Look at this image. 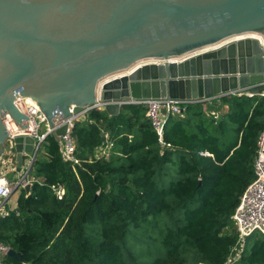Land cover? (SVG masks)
Masks as SVG:
<instances>
[{
  "label": "trees",
  "instance_id": "1",
  "mask_svg": "<svg viewBox=\"0 0 264 264\" xmlns=\"http://www.w3.org/2000/svg\"><path fill=\"white\" fill-rule=\"evenodd\" d=\"M218 101L226 107L219 122L206 103L170 115L164 153L144 105H126L117 117L92 110L78 122L80 166L65 162L49 136L31 194L23 189L17 208L0 216V243L24 260L6 256L4 264H230L239 241L233 216L256 178L264 97ZM106 134L111 155L97 159ZM153 249L156 258L144 262ZM231 264H264V236L248 237Z\"/></svg>",
  "mask_w": 264,
  "mask_h": 264
},
{
  "label": "water",
  "instance_id": "2",
  "mask_svg": "<svg viewBox=\"0 0 264 264\" xmlns=\"http://www.w3.org/2000/svg\"><path fill=\"white\" fill-rule=\"evenodd\" d=\"M243 33L250 35L168 61ZM148 58L164 62L108 78L97 97L103 78ZM245 93H264V0H0V159L6 136L28 128L19 108L29 97L56 123L98 103L192 104ZM121 109L105 111L117 117ZM15 143L22 169L35 140ZM8 256L24 263L12 249Z\"/></svg>",
  "mask_w": 264,
  "mask_h": 264
},
{
  "label": "built area",
  "instance_id": "3",
  "mask_svg": "<svg viewBox=\"0 0 264 264\" xmlns=\"http://www.w3.org/2000/svg\"><path fill=\"white\" fill-rule=\"evenodd\" d=\"M245 95L253 96V94L250 93H245ZM260 96L264 97V93ZM117 103L122 107L126 105H144L147 108V116L158 136L162 153H164L166 149L172 148V145L165 141V127L169 116L177 115L183 117L186 110L183 106L191 104L174 100L153 99L133 102H109L104 105L98 103L94 107H86L80 114H72L66 119L51 123L38 102H32V98L30 97L25 99V108H19V112L27 117L28 128L22 129L18 133L7 135L3 144L4 156L0 159L3 168L0 172V216L6 217L10 214L7 203L19 190L22 191L24 187L31 182V171L34 168L41 148L44 146L49 136H54L59 141L62 158L65 162L71 163L73 166H80L82 161L77 156V145L72 135L76 124L84 121L90 111H105L107 105ZM210 117L218 121L220 119V113H212ZM63 126H67L66 134L63 137L57 136L56 131ZM24 135L33 138L35 140V146L33 153L25 156L23 167L19 169L15 139ZM105 139V145L95 152L97 158H108L111 155L113 143L110 142L108 134L105 135ZM254 168L256 178L246 189L233 216L239 233V241L230 255V264L240 258L248 237L253 233H260L264 236V132L259 139ZM19 170H21V172ZM11 173L17 174V181L14 183L8 180V176ZM57 195L62 198V188H58ZM9 250L10 249L6 245L0 243V264H4V259L8 256ZM235 251H237L236 256L234 255Z\"/></svg>",
  "mask_w": 264,
  "mask_h": 264
},
{
  "label": "rangeland",
  "instance_id": "4",
  "mask_svg": "<svg viewBox=\"0 0 264 264\" xmlns=\"http://www.w3.org/2000/svg\"><path fill=\"white\" fill-rule=\"evenodd\" d=\"M223 42V41H222ZM221 43V42H220ZM219 44V43H218ZM216 45H213V46H210V47H203L204 49H199V50H196V51H191V52H193V53H191V52H187V53H185V54H188V55H192V54H195V53H197V52H202V51H205V50H207V49H211V48H213V47H215ZM174 58H178V57H174ZM155 59V58H154ZM151 60V61H148V62H145V63H153V62H155V61H157V60H160V59H155V60ZM143 62V61H142ZM144 63V64H145ZM140 64H142V63H138V65H140ZM216 102V100H214L213 101V103H215ZM205 111L207 112V113H209L210 115H212V113H215V112H218V113H220V119L218 120V121H216V122H219L221 119H222V117H223V115L225 114V107L223 106V104H222V102L220 101H218L216 104H214V105H209L207 108H205ZM209 115V116H210ZM44 148V146L41 148V151H40V153H39V155L41 154V153H43V149ZM98 153V152H97ZM97 158V157H96ZM97 159H101V158H97ZM0 167H2V165H1V163H0ZM8 180L10 181V182H12V183H14V182H16L17 181V174L16 173H11L9 176H8ZM20 192H21V190H19L11 199H10V201H9V204H8V207L11 209L12 207H14V205L16 204V202H17V200H18V197H19V194H20ZM236 253H237V251H235L234 252V255L236 256ZM162 254V248H161V245H159V255H158V251L156 250V249H153L152 251H150L148 254H146L144 257H143V261L144 262H149V261H153L155 258H156V256L158 255V256H160Z\"/></svg>",
  "mask_w": 264,
  "mask_h": 264
},
{
  "label": "bare ground",
  "instance_id": "5",
  "mask_svg": "<svg viewBox=\"0 0 264 264\" xmlns=\"http://www.w3.org/2000/svg\"><path fill=\"white\" fill-rule=\"evenodd\" d=\"M248 35H250V34H249V33H243V34H240V35L232 36L231 38H227V39L223 40V42L221 41V43L219 42V44H218V43H217V44H214V45H216V46L213 47V48L219 47L220 45L225 44L226 42L231 41L232 39H238V38L245 37V36H248ZM251 35H252L253 37H259V35L256 34V33H253V34H251ZM210 46H213V45H209V46H205V47H210ZM205 47H204V48H205ZM204 48H201V49H204ZM213 48H211V49H213ZM207 50H208V49H207ZM195 51H196V50H195ZM191 53H193V52H191ZM197 53H199V52H197ZM197 53H195V54H197ZM195 54H192V55H195ZM192 55L183 54V55H179V56H172V57H170V58L168 59V61H180V60H183V59H185V58H187V57H190V56H192ZM174 57H178V58H174ZM153 59H154V58H148V59L140 60V61H138L135 65H132L130 68H128V69H126V70L119 71V72L114 73V74H112V75H110V76H108V77L103 78V79L99 82L98 87H97V93H96L97 97H98V98L100 97V92H101V87H102V83H103V81L107 80L108 78H112V77H120V76H122V75L128 74V73H130L131 71H133L135 68H137V67H139V66H141V65H144L145 62L151 61V60H153ZM155 59H156V58H155ZM155 59H154V60H155ZM157 59H160V60H157V61H155V62H164V59H162V58H157ZM142 61H143V62H142ZM155 62H153V63H155ZM138 63H142V64L138 65ZM145 64H146V63H145Z\"/></svg>",
  "mask_w": 264,
  "mask_h": 264
},
{
  "label": "crops",
  "instance_id": "6",
  "mask_svg": "<svg viewBox=\"0 0 264 264\" xmlns=\"http://www.w3.org/2000/svg\"><path fill=\"white\" fill-rule=\"evenodd\" d=\"M216 100H220V99H216ZM213 101L214 100H211V101H208V102H206V104H205V108H207L209 105H214V104H216V103H213ZM220 102V101H219ZM225 110H226V107H225ZM3 170V168L2 167H0V172ZM20 172H21V170H19ZM21 193V192H20ZM20 195V194H19ZM8 204H9V202L7 203V208H8V210L11 212V211H13V210H15L16 208H17V202H16V204L14 205V207H12L11 209L8 207Z\"/></svg>",
  "mask_w": 264,
  "mask_h": 264
}]
</instances>
